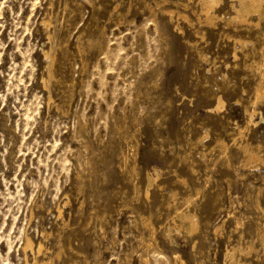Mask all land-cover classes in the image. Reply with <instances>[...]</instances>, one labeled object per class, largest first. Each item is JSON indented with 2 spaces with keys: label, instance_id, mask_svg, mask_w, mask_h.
I'll return each instance as SVG.
<instances>
[{
  "label": "rangeland",
  "instance_id": "374dc122",
  "mask_svg": "<svg viewBox=\"0 0 264 264\" xmlns=\"http://www.w3.org/2000/svg\"><path fill=\"white\" fill-rule=\"evenodd\" d=\"M219 1L0 0V264H264V1Z\"/></svg>",
  "mask_w": 264,
  "mask_h": 264
},
{
  "label": "bare ground",
  "instance_id": "6f19581e",
  "mask_svg": "<svg viewBox=\"0 0 264 264\" xmlns=\"http://www.w3.org/2000/svg\"><path fill=\"white\" fill-rule=\"evenodd\" d=\"M205 1H206V5H207L206 8H205V11H204L205 21L208 24H213L214 23V20H215V15L213 13V10L215 9V6L219 4L220 1L219 0L218 1H215V0H205ZM262 1H264V0H260V2H262ZM260 2L257 1V0H241L240 1V8L239 9H235V12L234 13H236V16L234 17V19L241 20V22L247 21V17L248 16L251 17L252 14L258 13L262 9V8L260 9V7H259ZM204 4H205V2H204ZM237 5H238V3H237ZM186 6H187V4L185 5V7ZM187 8L188 7H186L185 9H187ZM169 13H170L169 15L173 16L174 11H169ZM178 14H179V18H182V19H184L185 21H187L189 23L191 22V19H190V17L187 14H184V13H178ZM198 19L202 20V18H200V17ZM206 22L204 24H207ZM49 57H50V55H49ZM50 73H51V71H50ZM263 97H264V83L261 82L260 85H259V88L257 89V92H256L257 101H259ZM182 219H185L187 221V223L190 224L191 228H193V230H194V227L196 229V225L193 224V222L191 220L192 219L191 216H189V215H183L182 216ZM44 249H45V247L43 246V244L39 243L38 246H35L33 240L31 238H28L27 241H26V262H27V264H29L27 251H29V252L31 251L37 257V253L39 255ZM180 259L181 258L179 256L176 257V260L177 261L178 260L179 261L182 260V259L181 260ZM37 263L38 264H52V260L51 259H49V260H42V261L39 260L38 262L35 261L34 264H37ZM181 264H185V263L183 261H181Z\"/></svg>",
  "mask_w": 264,
  "mask_h": 264
}]
</instances>
